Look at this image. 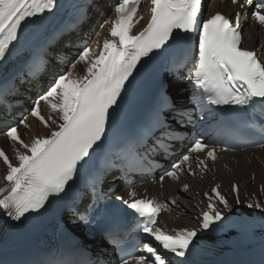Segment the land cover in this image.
Instances as JSON below:
<instances>
[{"label":"snow or ice","instance_id":"snow-or-ice-1","mask_svg":"<svg viewBox=\"0 0 264 264\" xmlns=\"http://www.w3.org/2000/svg\"><path fill=\"white\" fill-rule=\"evenodd\" d=\"M141 2L120 0L114 9L115 18L105 21L110 25V38L103 40L102 48L99 41L94 46L85 44L69 70L59 74L37 96L30 115L49 129V135H35L25 142L18 129L21 125L29 128L27 117L3 132L19 147L13 150L15 163L0 149V160L7 168L3 177L6 183L0 187V211L20 221L30 213L46 209L50 198L68 197L66 226L85 238L92 236L93 242L97 237L101 240L92 257L87 256L89 249L85 244L69 246L60 264H186L185 258L195 247L199 233L220 227L228 219L225 211L233 210L219 183L203 193L208 203L198 217V228L167 231L158 226L157 218L169 205L177 204L174 197L168 202L137 198L133 190L128 193V199L115 197L130 210V213L122 212L114 205L101 207L105 197L100 193V185L117 167L121 174H126L130 168L145 166L153 153H167L170 145L166 142L177 139L187 126L199 127L200 135L163 171L159 182L162 186L166 178L178 182L184 174L197 175L192 167L193 154H204L195 156L196 168L202 175L208 170V160L214 163L218 159L215 141L204 138L205 134L232 119L221 113V120L216 125L210 124L209 120L217 115L211 106L244 110L259 107L264 113V58L258 49L242 46L241 23V17L251 9L252 19L264 28V0H231L238 9L234 17L216 12L207 19H202L203 0H147L151 18L142 31L131 34L135 24L143 19L137 15ZM58 3L59 0H0V62H5L11 54L24 23L29 18L53 12ZM177 31L192 34L187 39L198 35V43L193 47L185 44L182 51L170 52ZM165 53H169L165 68L172 79L156 83L146 115L130 133L118 132L109 140L108 125L111 122L114 129L120 127L113 113L119 109L122 93L137 66L145 58ZM46 56V50L41 47L29 53L19 68L9 74L0 73V106L11 110L9 95L15 93L18 84L35 78L36 70L46 66ZM56 59L64 62L59 56ZM81 63L85 65L83 74L75 71ZM189 64L192 67L187 78L193 91L185 104L177 105L168 95V87L173 80L185 78L182 69ZM41 102L50 110L47 119L41 113ZM225 131L232 132L230 128ZM260 131L264 133V127ZM257 146L264 148V143ZM77 180L83 182L85 189H91V197L82 195L81 189L75 187ZM189 188L185 183L180 191L187 192ZM231 192L234 203L240 205L243 201L239 184L233 183ZM260 192L264 193V184ZM245 207L264 213V200L257 199L253 193ZM129 214L142 222L133 227ZM261 227L264 228V223ZM134 231L151 239H130ZM168 254L180 259L173 261Z\"/></svg>","mask_w":264,"mask_h":264},{"label":"bare ground","instance_id":"bare-ground-1","mask_svg":"<svg viewBox=\"0 0 264 264\" xmlns=\"http://www.w3.org/2000/svg\"><path fill=\"white\" fill-rule=\"evenodd\" d=\"M75 0H63L61 8L65 10L69 2H74ZM214 4V2H213ZM112 19V13L107 14L103 19V23L99 24L97 27L96 33L93 35L92 40L88 45L94 46L97 41L100 43V48L103 46V40L109 37V28L110 25L105 23V21ZM102 26V27H101ZM35 38H32L29 41V44L32 45ZM30 49L29 46L25 48H20L17 52L19 55H22L24 51ZM99 49H97V52ZM14 64L12 59L0 63V69L6 65L10 67ZM69 67L65 70L67 72ZM85 70V65L83 63L76 66L75 71L83 74ZM33 107L31 105L30 109ZM41 113L47 117L51 114L48 106L41 102ZM55 116V114H52ZM27 117V123L29 125L28 129H25L22 125L19 127V131L22 134V139L25 142H29L31 137L35 135H49V129L41 124L36 118L32 117L29 114ZM3 134L0 135V149H3L9 158L15 163L14 148L19 147V145H14L8 138ZM7 168L0 160V187H3L6 183L3 181L4 175H6ZM254 175V179H253ZM216 181L220 183L221 190L223 194L227 196L230 203L233 204L232 211H225L227 214L238 217L245 216L248 219H255L248 226L234 225L231 226L229 230L222 233L218 229H211L207 235L197 236L195 238L194 244L195 247L191 248L190 254L188 256L192 257L193 264H213L215 260L218 259L219 254L228 249H237L240 254H255L258 251L264 249V228L261 227V224L264 223L262 217L264 213H261L257 209H247L245 203L251 198L253 193L256 194V198L259 200H264V193L260 192V186L264 184V168L260 165L251 162L241 163L235 166V169L230 171H222L220 174L215 177ZM212 178L207 180L201 186L199 183L193 182L192 186L195 187V190L203 189L207 185H211ZM231 182H237L240 186V196L243 201L240 205L234 203V199L227 186H230ZM196 183V185H195ZM176 189L175 184H166V187L162 189V192H173ZM190 196H192L190 194ZM206 210L205 208V199L200 195H195L189 200L187 206L183 209V214L172 220H165L164 229H179V228H192L199 227L200 211ZM238 241V242H237ZM237 242V244H235Z\"/></svg>","mask_w":264,"mask_h":264},{"label":"rangeland","instance_id":"rangeland-1","mask_svg":"<svg viewBox=\"0 0 264 264\" xmlns=\"http://www.w3.org/2000/svg\"><path fill=\"white\" fill-rule=\"evenodd\" d=\"M7 139V138H6Z\"/></svg>","mask_w":264,"mask_h":264}]
</instances>
